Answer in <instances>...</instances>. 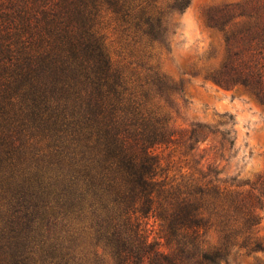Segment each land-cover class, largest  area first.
I'll return each mask as SVG.
<instances>
[{"label":"trees","instance_id":"16d2710c","mask_svg":"<svg viewBox=\"0 0 264 264\" xmlns=\"http://www.w3.org/2000/svg\"><path fill=\"white\" fill-rule=\"evenodd\" d=\"M188 5L0 0V212L33 209L23 229L0 227V264H222L259 223L261 197L219 179L213 157L201 155L217 138L225 154L229 133L175 128L180 88L153 63L170 12ZM203 19L224 47L204 79L264 105V0L214 6ZM107 20L119 52L102 33ZM167 149L177 160L164 164L158 151ZM36 154L48 177L1 176ZM39 211L48 216L44 243Z\"/></svg>","mask_w":264,"mask_h":264},{"label":"rangeland","instance_id":"374dc122","mask_svg":"<svg viewBox=\"0 0 264 264\" xmlns=\"http://www.w3.org/2000/svg\"><path fill=\"white\" fill-rule=\"evenodd\" d=\"M245 1L248 0H189V5L183 12H170L165 47L153 62L163 75L180 88L181 100L178 101L177 114L173 116L175 128L188 130L204 126L212 131L229 133L226 138L233 141V146H227L225 154L219 151L217 138L215 142H210L212 146H216V150L206 151L201 155L209 154L213 157L210 162L214 171L219 170L217 176L219 179L232 180L244 194L250 193L254 197H261L259 223L250 232L234 241L233 246L229 247L227 262L222 264H264V105L240 88H224L204 79L205 73L219 64L224 53L222 36L218 31L205 25L204 13L214 6L239 4ZM107 21L102 24V33L110 42V51L119 52L121 51L119 34L114 30L112 22ZM158 153L164 164L177 160V154L171 149L159 150ZM219 155H222V158ZM40 156L36 154L30 161L32 164L22 165L21 171L17 174L4 172L1 176L48 177L45 168L36 166L39 164V158L36 157ZM222 159L226 162H222ZM196 161H199V157H196ZM180 165L184 166V163ZM30 207L24 204L19 210L12 205L1 210L0 227L23 229L28 224L25 219L26 213L31 215L33 211ZM38 213L41 215L38 223L42 224L38 240L44 243L48 237V216L41 211ZM60 223L61 221L57 220L58 227ZM149 226L150 239H156L158 229L152 219ZM6 235H8L6 241L2 243L14 246L16 235L9 233ZM212 239L214 243L217 241L214 235ZM256 245L261 248L256 249ZM162 248L164 250V247ZM3 250L7 251L5 247Z\"/></svg>","mask_w":264,"mask_h":264}]
</instances>
